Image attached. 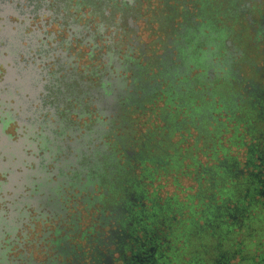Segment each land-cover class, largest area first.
<instances>
[{
	"label": "flooded vegetation",
	"instance_id": "flooded-vegetation-1",
	"mask_svg": "<svg viewBox=\"0 0 264 264\" xmlns=\"http://www.w3.org/2000/svg\"><path fill=\"white\" fill-rule=\"evenodd\" d=\"M69 1L0 0V264H160L159 239L168 241L161 231L171 226L146 221L145 174L140 178L132 163L136 143L119 134V122L128 123L119 115L142 105L163 79L200 87L198 76L180 79L193 72L179 49L188 21L165 45L158 74L127 56L124 65L135 72L129 80L116 51L101 55V67L79 63L91 23L81 3ZM258 1L229 2L235 5L224 42L231 65L220 70L214 61L205 83L228 80L235 99L256 104L264 121V0ZM200 3L196 26L208 9ZM258 150L263 158L264 147Z\"/></svg>",
	"mask_w": 264,
	"mask_h": 264
},
{
	"label": "trees",
	"instance_id": "trees-1",
	"mask_svg": "<svg viewBox=\"0 0 264 264\" xmlns=\"http://www.w3.org/2000/svg\"><path fill=\"white\" fill-rule=\"evenodd\" d=\"M203 1L211 9L197 16L201 21L200 26H196L191 18L188 20L187 32L181 35L185 43L179 47L183 64L188 69L192 68L193 72L200 70L199 75H194L201 79L200 87L194 88L191 83L185 86L179 80L175 84L166 80L170 89L156 90L150 95V99L157 98L162 92L168 97V104L185 107L188 111L182 118L180 113L171 112L170 120L174 123L179 120L182 123L188 119L193 124L198 121V129L207 144L214 146V163L209 166L197 165V172L200 170L202 176L207 178L195 194L188 196L186 200L175 196L162 201L153 196L151 200L155 207L147 208L145 213L149 215V221L155 222L151 227L164 228L159 222L161 220L171 226L167 231H161L162 237H166L168 241L159 239L163 243L158 251V256H161L158 260L160 264H264V175L256 176V172H253L254 174L250 173L246 177L235 178L240 172L238 165L227 150L221 152L216 149L228 123H235L237 138L241 134L239 126L242 124L257 133L259 125L255 123L261 118L256 116L259 114L255 109L256 104L252 106L235 99L238 94L231 85H227L230 84L228 80L205 83L209 77L207 70L214 61L220 70L229 69L231 63L226 57L227 48L224 42L230 32L229 26L222 21V14L218 12L222 7H214L209 3L211 0ZM230 4L222 11L225 16H228L230 7L235 5ZM216 49L220 52L215 53ZM177 69L178 71H174L176 75L180 74V69ZM187 73L188 70L182 73V79L190 81ZM165 74L170 76L171 72ZM225 111L226 115H221ZM250 149L249 159L255 162L256 155L261 153L257 146H251ZM221 153L223 158H219ZM168 159L165 154L152 158L155 166H159L146 170L145 176L153 178L158 167L169 172L174 169H181L183 172L182 161H174L168 165ZM232 203L234 206H230ZM153 213L158 215L154 216ZM231 215H244V222H234ZM238 238L244 239V243L237 244ZM236 251L241 258L239 263L232 261Z\"/></svg>",
	"mask_w": 264,
	"mask_h": 264
},
{
	"label": "rangeland",
	"instance_id": "rangeland-1",
	"mask_svg": "<svg viewBox=\"0 0 264 264\" xmlns=\"http://www.w3.org/2000/svg\"><path fill=\"white\" fill-rule=\"evenodd\" d=\"M70 1L69 4L71 3L73 6L81 3L91 23L90 30L92 32L88 28H84L85 34L91 38V41H89V45L81 46L85 55L79 63L90 67H101L104 63L101 55L110 57L109 53L116 51L119 53L120 66L123 65L124 70H122V73L129 80L134 76L135 72L133 68L124 65L123 61L126 57L130 55L134 56L141 63V66L149 68L150 74H158L160 70L158 66L159 60L165 53V45H167L169 40L177 36L181 24L187 23L190 18L192 19L193 15H196L199 5H202L200 1L204 3L203 0ZM211 1L209 3L214 7H222L221 10L218 9V12L222 14V21L228 24L230 16H225L222 11L229 5L231 0ZM237 1L239 3L247 1L256 4L259 2L258 0ZM208 9H211V7L208 6ZM81 22L87 23L85 20ZM200 23L201 21L199 20L198 24ZM97 24L102 25L99 27V30H97ZM93 48L94 50H92ZM141 49L144 50L145 58L142 56ZM91 52H94L93 56H90ZM256 56L260 60L261 56L258 54ZM84 69V67H80L79 74L85 71ZM198 72H200L199 69L192 72L188 77L191 78ZM181 78H184V76H180ZM84 80L96 81V77L88 76ZM164 89H170V85L163 79L158 90ZM150 95L147 96L142 105L134 104L122 110L119 119H122L124 115L128 123L122 126V123L119 122V126H122L119 127V134H127L131 137L130 142L136 143L133 153L137 161L133 160L132 163L136 162L139 175L144 174L149 168L159 166H155V163L151 161L152 158L159 155L165 154L169 157L166 162L168 165L174 161L183 162V172L181 169H174L173 172H169L158 167V171L154 174L153 178L145 176L141 182V189L147 194V199L144 200L145 206L147 208H154L155 204L151 200L153 196L165 201L175 196L181 200H186L188 196L195 194L200 189L202 183L206 182L207 178L206 176H202L200 170L197 172V167L213 164V151L215 149L213 145L207 144L203 134L200 133L198 121L196 124H193L188 119L182 123L179 120L175 123L170 120L171 112L180 113V118H182L188 111L185 107L168 104V97L162 92L159 93L157 98L150 99ZM259 114L257 113L256 116ZM221 115H226V111ZM221 119L226 121L225 118ZM263 123L264 121L261 120L256 121L255 124L259 125L257 133H253L244 124L240 125L239 132L241 134L237 138H235L237 131L234 122L228 123L225 127L220 137L219 146L216 149L221 152L227 150L238 165L240 172L235 178L240 179L250 173H258L260 168H264V157L260 158L261 155H256L257 160L255 162H251L249 159L251 146L264 147ZM148 140L152 146L146 149L143 142H148ZM177 154L178 156H176ZM219 158H223L222 153L219 155ZM230 206H234V204L232 203ZM231 219L234 222L239 220L240 223H243L244 215L238 218L232 217ZM146 221L149 223L153 222ZM83 224L84 229L88 224L86 217H84ZM165 229L167 231L168 228L165 227ZM162 240L166 242L164 238ZM239 243L243 244L244 239L238 238L237 244ZM232 261L239 263L241 258L237 254L233 257Z\"/></svg>",
	"mask_w": 264,
	"mask_h": 264
}]
</instances>
